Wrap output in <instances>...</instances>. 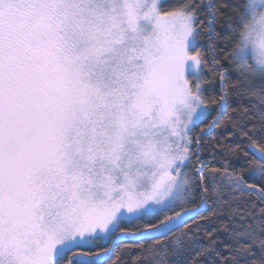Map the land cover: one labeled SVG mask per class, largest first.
<instances>
[{"label":"snow or ice","instance_id":"6c2138e0","mask_svg":"<svg viewBox=\"0 0 264 264\" xmlns=\"http://www.w3.org/2000/svg\"><path fill=\"white\" fill-rule=\"evenodd\" d=\"M117 260L264 264V0H0V264Z\"/></svg>","mask_w":264,"mask_h":264},{"label":"trees","instance_id":"16d2710c","mask_svg":"<svg viewBox=\"0 0 264 264\" xmlns=\"http://www.w3.org/2000/svg\"><path fill=\"white\" fill-rule=\"evenodd\" d=\"M229 123H230V121H229L227 118L223 119L222 122H221V124H220V126H218V127L215 129V132L213 133V135H214L215 137H217V138H221V139L223 140V139H224L223 134H224V132H225V130H226V128H227V125H228ZM227 138H228V139H231L232 137L229 135ZM189 227H191V225H189ZM185 231H187V229H185ZM137 251H138L137 249H135V248H131V247H129V248H122V249H121V255H123L124 253H135V252H137ZM124 258H125V259H131L130 256H125ZM116 264H119V261H118V260H117Z\"/></svg>","mask_w":264,"mask_h":264}]
</instances>
